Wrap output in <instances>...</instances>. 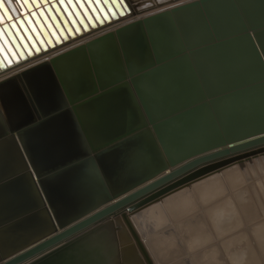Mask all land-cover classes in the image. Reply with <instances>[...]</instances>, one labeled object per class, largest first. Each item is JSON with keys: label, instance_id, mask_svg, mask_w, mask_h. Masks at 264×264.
<instances>
[{"label": "water", "instance_id": "obj_1", "mask_svg": "<svg viewBox=\"0 0 264 264\" xmlns=\"http://www.w3.org/2000/svg\"><path fill=\"white\" fill-rule=\"evenodd\" d=\"M40 1L44 7L0 25V69L32 55L29 43L36 52L44 37L51 44L41 18L59 40V34L67 39V32H79L80 24L132 9L129 0ZM173 1L132 3L142 13ZM23 76L38 90L37 104L24 101L9 125L31 123L22 142L30 141L24 149L33 171L13 142L16 136L0 124V187L17 208L5 227H15L13 233L25 228L29 236L11 240L3 231L0 264L53 261L44 256H63L60 264H71L72 248L66 247L93 232H105L116 248L112 257L89 264H125L127 247L117 237L123 224L145 264H154L129 214L264 153V0H191L163 8L54 55ZM17 78L7 89L20 99L24 91L29 96ZM76 125L96 128L76 133ZM75 138L84 142L78 148L69 143ZM98 165L110 166L114 176L102 170L103 177ZM123 166L129 176L118 175Z\"/></svg>", "mask_w": 264, "mask_h": 264}, {"label": "rangeland", "instance_id": "obj_2", "mask_svg": "<svg viewBox=\"0 0 264 264\" xmlns=\"http://www.w3.org/2000/svg\"><path fill=\"white\" fill-rule=\"evenodd\" d=\"M19 1L20 4L22 3L23 12L30 14L31 10H37V8H34L35 5L31 3H34L33 0L27 1L31 7L24 0ZM11 4L18 5L16 0ZM41 7H44L43 3ZM19 12L23 17L24 13L22 11H18L17 15H19ZM127 14L129 13L124 11L123 15L118 14L117 18H113L110 13L108 18L111 19L110 21L105 19L102 24L99 23L82 29L83 32L80 31V34L77 32V35H67V39L63 38L64 40L59 42L60 46L56 42L44 46L40 49V53L34 51L37 54L36 56L35 53H32L24 59L17 60L14 62L17 64L13 63L12 66H8L9 68L6 67L2 73H12L26 65L48 58L54 53L74 45L81 40V37L83 39L87 35L98 32L94 31L92 33L93 30L99 28L100 31L111 28L106 25L110 23L108 25L115 26L126 20L131 16ZM14 17L13 15L10 18L13 20ZM14 20H17V17ZM50 35L52 36V34ZM190 188L197 190L196 197L207 211V220L196 219L197 213L193 216L197 209L194 201L191 200L190 203H186L189 200L187 199L184 206V203H179L184 202L182 201V195ZM170 199L174 201L171 202ZM162 202L178 205L172 207L177 209H173L174 212L172 211L173 213L169 218L170 222L168 221V225L177 228V232H170L172 228L168 226L165 229V232H169L167 235L157 231V237L160 236L161 238L153 240L151 245L156 246L154 252L157 256H160L156 258L146 248L154 264H201L202 261L205 264H208L209 261L215 264H264V153L244 158L242 162L224 168L220 172L195 180L187 187L174 191L148 206H158ZM148 206L140 209L139 213L129 214L140 238H147L144 236L145 233L142 228L146 227L147 230L152 231L155 226H162L163 224L162 220L158 218L157 212L154 211L152 214V212L147 211ZM189 217L191 220L188 219ZM138 220L140 221L138 222ZM178 223L181 224L178 225ZM125 230L123 235L126 239H122V235L117 236L119 243H122L120 247L131 245L136 247L131 232L126 227ZM155 232L156 229L149 236H154ZM216 248L217 252H214ZM204 254L206 256L202 259L200 256ZM142 260L144 261V258ZM144 263L146 262L144 261Z\"/></svg>", "mask_w": 264, "mask_h": 264}, {"label": "bare ground", "instance_id": "obj_3", "mask_svg": "<svg viewBox=\"0 0 264 264\" xmlns=\"http://www.w3.org/2000/svg\"><path fill=\"white\" fill-rule=\"evenodd\" d=\"M11 2V3H13V2H15V0H4V11L2 10V14L6 17V19H5V21L4 22H7V23H9V21L10 20H12L10 17H13V15L15 16V17H19V16H21V14H20V12H19V15H17V12L18 11H22L23 12V6H21V4H19L20 6H21V8L19 7V5H13V4H11L12 5V7L15 9V11H16V14L15 13H13V9H11V6L8 4V2ZM133 1V0H132ZM132 1L131 0H129V2H130V4H131V6H132V9H131V11L130 12H128L126 9H124L122 12H128L131 16L129 17V18H127L126 20H123V21H121L120 23H118L117 25H113V26H111V25H108V24H110V23H108L106 26L107 27H111V28H107L105 25H102V26H105L107 29H103V27H102V29L103 30H100L99 31V28L98 29H96V30H93V32L92 33H94V31L96 32V31H98L97 33H94V34H90L89 36L87 35L86 37H84L83 39H82V37H81V40H80V38H79V40L80 41H77V39H75V41H77L76 43L75 42H73V43H75L74 45H71V46H68V47H66L65 49H63V50H61V51H59V52H56V53H54L53 55H51L50 57H48V58H45V59H43V60H40V61H36V62H34V63H32V64H30V65H26V66H24V67H22V68H20L19 70H17V71H14V72H12V73H8V74H3L2 72L6 69V68H1L0 69V124H5V125H7L8 126V132H9V134H11V135H14V136H16L15 137V139H14V143L18 146V150H20L22 153H23V155L24 156H26V159H27V162L29 163V165H30V169L33 171V168H32V166H31V164H30V160H29V158H28V155L26 154V152H27V150L25 151V149H24V145H28L29 143H30V141L27 139V141L25 142V143H23L22 142V138H28L29 136H30V131H29V127L31 126V123H25V124H23L22 126H19V124L18 123H15V124H13V125H9V120H10V118H14V119H17L18 117H19V115H17L19 112H21L22 111V107H24V101H26L29 105H35V103L37 104V101H36V97H38L39 95V92H38V90H35V91H32L31 90V88L28 86V81L26 80V78L23 76V74H24V72H26L27 70H29V69H31V68H33V67H35V66H38V65H42L43 63H45V62H49L50 61V59L54 56V55H57V54H59V53H62V52H65V51H67V50H69V49H71V48H73V47H75V46H77V45H80V44H83V43H85L86 41H88L89 39H91V38H93V37H95V36H99V35H101V34H103V33H105V32H107V31H110V30H113V29H116V28H118V27H120V26H123V25H125V24H127V23H129V22H131V21H134V20H136L137 18H142L144 15L146 16V15H149V14H151V13H154V12H156V11H158V10H160V9H163V8H170V7H172V6H175V5H178V4H181V3H185V2H187V1H191V0H177V1H173V2H171V3H168L167 5H165V6H163V7H159V8H153V9H151V10H148V11H146V12H142V13H140V12H138V10H136V5H134L133 3H132ZM143 1V0H142ZM149 1H153V0H149ZM31 2V1H30ZM33 5H35V7L34 8H38V7H40L41 5H42V1H40V0H37V4L36 3H33V2H31ZM40 3V4H39ZM47 3H51L50 1L49 2H47ZM29 5H30V3H29ZM139 5H141V3L140 4H138V6ZM23 13H25V11L23 12ZM8 14H12V15H8ZM129 14H127V15H129ZM17 15V16H16ZM124 16H126V15H124ZM15 17L13 18V20L15 19ZM55 17H56V19L58 20V21H60V23L63 25V23H62V19L60 18V16L59 15H55ZM32 20H33V18H32ZM103 20H105L104 18H103ZM107 21H110L111 19H106ZM41 21H42V23H43V25H44V27L47 29V32L49 33V36L51 37V43H55L56 42V44L57 43H59V42H62L64 39L61 37V35L59 34V40H57L55 37H54V35H53V33L49 30V28L47 27V25H46V22L41 18ZM50 22L52 23V25H54V22H53V20L50 18ZM102 22H104V21H99V22H97V21H95L94 22V25L95 24H102ZM113 22V21H112ZM25 23L27 24V22L25 21ZM107 23V22H106ZM105 23V24H106ZM0 25L2 26V23H0ZM94 25H92V24H90L89 23V25H87V27H83L81 24L79 25V34H80V31H82V29H84V28H88V27H91V26H94ZM54 27V29L56 30V32H57V28H55V25L53 26ZM83 27V28H82ZM101 27H100V29H101ZM104 27V28H105ZM87 31V30H86ZM91 31V30H90ZM83 32V31H82ZM81 32V33H82ZM74 33L76 34L77 33V31L75 30L74 31ZM50 34H52V36L50 35ZM83 34V33H82ZM67 35H69V33L67 32ZM77 35V34H76ZM81 36V35H80ZM26 37V36H25ZM75 38V37H74ZM71 40V39H70ZM72 41V40H71ZM70 43V42H69ZM50 43H48L47 41H46V38L44 37V43L42 44V43H40L39 41H38V47H39V49H41L42 47H44V46H47V45H49ZM72 44V43H71ZM29 45H30V47H31V49H32V51H33V53H35L36 51H35V49L32 47V45L29 43ZM55 45V44H54ZM62 45V44H61ZM69 45V44H68ZM59 46H60V43H59ZM63 46V45H62ZM65 46V45H64ZM55 49V48H54ZM50 50V49H49ZM12 51V50H11ZM35 51V52H34ZM37 53V52H36ZM35 53V56L37 55ZM40 53V52H39ZM39 53H38V55H39ZM14 54V53H13ZM43 54H44V52H43ZM34 55V54H33ZM46 55V54H45ZM26 56H28V54H26ZM14 57L15 58H17L16 57V55L14 54ZM27 59V58H26ZM25 62V61H24ZM14 64H17V63H14ZM12 66V65H11ZM8 67V66H7ZM10 67V66H9ZM8 67V68H9ZM54 75H55V79H56V81L58 80V78H57V75H56V73H54ZM17 77H21V82H20V79L19 78H17ZM14 78H17V80H18V83L19 84H21L22 82L24 83V85L27 87V90H28V94H29V96L27 95V93L24 91L23 93H22V96H21V99L19 98V94H18V92H15V91H11L10 89H7V87H6V83L7 82H11L12 80L11 79H14ZM53 80V78H51L50 80L49 79H47L46 81H44L43 83H47V84H50V81H52ZM36 85V84H35ZM23 90V89H22ZM75 115V114H74ZM75 117H76V115H75ZM26 129V130H25ZM22 130H25L24 132H23V134L21 135V137H20V135H19V133H20V131H22ZM21 144H22V146H21ZM7 150H8V148H7ZM7 150H4L5 151V153L7 152ZM10 150V149H9ZM12 154H9V156H11ZM58 170H60V169H58ZM33 174H35L34 172H33ZM6 189H9V186L6 188ZM2 193H4L5 195H3ZM2 194V195H1ZM196 194H197V190H194V189H189L188 191H185L184 192V194L182 195V201H184V202H179V203H184L183 204V206L185 205V202L187 201V199H189L186 203H190L191 202V200L192 201H194V203H195V207H197V209L195 210V213L193 214V216H195V214L197 215V217H196V219H200V220H207V214H206V209H205V207L203 206V204H201L200 202H199V200L197 199V197H196ZM171 200V202L172 201H174L173 199H170ZM173 206H178L177 204H173V203H171V204H169V203H167V202H162L160 205H158V206H154V207H152V206H148L149 208L147 209V211L148 212H152V214L154 213V211L155 212H157V216H158V218H160L162 221L161 222H163V224H162V226H155L154 227V229L153 230H155L156 229V232L154 233L155 235L154 236H152V237H150L149 236V234L150 233H152V231L151 230H147L146 229V227L145 228H142V226H141V228H142V231L145 233V235L144 236H146L147 238H144V237H141V240L143 241V243H144V245H145V247L150 251V253H152V254H154V256L156 257V258H158V256H160V255H156L155 254V252H154V248H156V246L154 245V246H152L151 245V243L153 242V240H155V239H157V238H161L160 236L159 237H157V235L156 234H158L157 233V231L158 232H163V233H165V235H167V234H169V232L167 231V232H165V229H166V227L168 226V227H170V228H172L170 225H168V221H169V218H170V216L172 215V213L174 212V208H176V207H174V208H172ZM16 207H15V205H14V202L11 200V195L9 196V194L7 195V191L5 190V188H3V187H0V254H3L2 252L4 251V247L6 248V246L4 245V247H3V244H4V242H3V239H4V236L2 235L3 234V231L5 232L7 229H8V231L7 232H5L7 235H8V237H10V239L12 240V239H14V238H16L17 239V237L18 236H20V235H24V236H29V234H28V232H26L27 230L25 229V228H22V231H19V232H17V233H13L12 231H13V228H15V227H5L6 225H5V223H7L6 222V220L8 219V217H10L12 214H14L15 212L14 211H16ZM174 209V210H173ZM177 209V208H176ZM8 210H11L12 212L11 213H5V212H8ZM147 211H145V212H147ZM173 211V212H172ZM177 212H178V210H177ZM149 214V213H148ZM150 216V215H149ZM192 217V216H191ZM151 218H154V217H151ZM38 219V218H37ZM183 219V218H182ZM188 219H190L191 220V218L189 217ZM194 219V218H193ZM140 220H138V222H139ZM170 222V221H169ZM140 224V223H139ZM179 224H181V223H178V225ZM177 226V225H176ZM35 227L36 226H34L33 228L35 229ZM123 227L125 228L126 226H125V224H123ZM178 227V226H177ZM127 228V227H126ZM2 229V230H1ZM18 230H21V229H19V228H17ZM31 229H32V227H31ZM128 229V228H127ZM151 229V228H150ZM124 231H126L125 229H124ZM170 232H173V233H176L177 232V228L175 229V228H172V229H170ZM132 236V235H131ZM123 238L122 239H124L125 238V236L123 235L122 236ZM134 244H135V246L136 247H134L133 245H131V246H127V249H125L123 252H122V257L124 258H126V263L125 264H145L144 263V261L142 260L143 258H141V257H143L142 256V254H141V252L139 251V249H138V247H137V245H136V242L134 241ZM9 245V244H8ZM9 246H11V245H9ZM112 246L114 247V253H115V248H116V246H115V242H114V240L112 239V237H110L109 235H106V233L105 232H93V233H91V234H86V235H83V236H81V237H79L77 240H75L72 244H70L69 246H67L66 247V249H68V250H70L71 248H72V250H71V260L70 261H72V263L71 264H89L91 261H94L95 259H97L99 256H106V257H112L113 255H112ZM130 248V250H134V252H132L133 253V255H128L127 253H125L126 251L127 252H129V249ZM65 249V250H66ZM64 250V251H65ZM67 250V252H65L64 254H66V253H69L70 251H68ZM78 251L76 254H74L73 253V251ZM64 251H62V252H64ZM61 252V253H62ZM214 252H217V248L214 250ZM206 256V254H204V255H202V256H200V257H202V259L204 258ZM115 257V256H114ZM43 259H45L46 261H48V260H53V261H50L49 263L50 264H60V263H62L63 262V256L62 257H60V256H54V257H45L44 256V258ZM201 260V259H200ZM44 261V260H43ZM53 262V263H52ZM198 262H201V261H198ZM67 264H69V263H67ZM201 264H205L203 261L201 262ZM207 264V263H206ZM208 264H215V263H213L212 261H209V263Z\"/></svg>", "mask_w": 264, "mask_h": 264}, {"label": "crops", "instance_id": "obj_4", "mask_svg": "<svg viewBox=\"0 0 264 264\" xmlns=\"http://www.w3.org/2000/svg\"><path fill=\"white\" fill-rule=\"evenodd\" d=\"M77 126V125H76ZM83 128H88L89 130L90 129H94V128H96V127H93V125H89L88 127H86V126H81V125H79V126H77V127H75V131H76V133H77V129H79L80 131H82L83 130ZM86 143L85 144H89V142L88 141H85ZM71 145H74L75 147H80L84 142L82 141V140H80L79 138H75L74 140H71L70 142H69ZM75 154H77V155H75L74 156V161H76V160H78L79 159V154H80V148L79 149H77V151L75 152ZM108 163V162H107ZM98 167H100V171H102V170H105V174L107 175V176H109V177H113L114 175H113V171H111V170H113V169H111V167L110 166H104L103 167V169L101 168V166H99L98 165ZM120 168V167H119ZM128 167H124L123 166V168L121 169V170H125V171H123V173L122 174H118L119 176H121V175H123V176H129L128 175V169H127ZM91 167L89 168V171H87V177H89L90 178V176H92V174H91ZM120 172V171H119ZM75 175H77V172L75 171ZM102 175H103V177L105 176L104 175V172L102 171Z\"/></svg>", "mask_w": 264, "mask_h": 264}, {"label": "snow or ice", "instance_id": "obj_5", "mask_svg": "<svg viewBox=\"0 0 264 264\" xmlns=\"http://www.w3.org/2000/svg\"><path fill=\"white\" fill-rule=\"evenodd\" d=\"M4 8V0H0V9ZM6 17L3 14H0V23L5 21Z\"/></svg>", "mask_w": 264, "mask_h": 264}]
</instances>
